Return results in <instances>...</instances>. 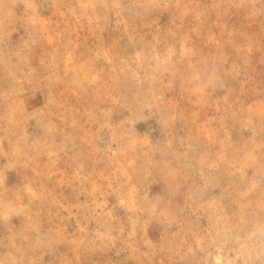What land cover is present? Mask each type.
I'll list each match as a JSON object with an SVG mask.
<instances>
[{
	"label": "rangeland",
	"instance_id": "374dc122",
	"mask_svg": "<svg viewBox=\"0 0 264 264\" xmlns=\"http://www.w3.org/2000/svg\"><path fill=\"white\" fill-rule=\"evenodd\" d=\"M0 264H264V0H0Z\"/></svg>",
	"mask_w": 264,
	"mask_h": 264
},
{
	"label": "bare ground",
	"instance_id": "6f19581e",
	"mask_svg": "<svg viewBox=\"0 0 264 264\" xmlns=\"http://www.w3.org/2000/svg\"><path fill=\"white\" fill-rule=\"evenodd\" d=\"M215 260H217V259H215Z\"/></svg>",
	"mask_w": 264,
	"mask_h": 264
}]
</instances>
